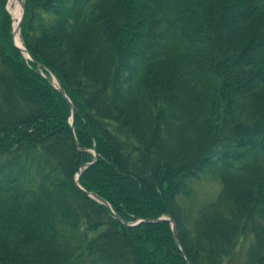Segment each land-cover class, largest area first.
Listing matches in <instances>:
<instances>
[{
  "label": "trees",
  "instance_id": "trees-1",
  "mask_svg": "<svg viewBox=\"0 0 264 264\" xmlns=\"http://www.w3.org/2000/svg\"><path fill=\"white\" fill-rule=\"evenodd\" d=\"M7 2L0 264H187L167 221L123 224L159 218L190 264H264V0H23L41 69ZM204 175L189 225L176 197Z\"/></svg>",
  "mask_w": 264,
  "mask_h": 264
},
{
  "label": "rangeland",
  "instance_id": "rangeland-1",
  "mask_svg": "<svg viewBox=\"0 0 264 264\" xmlns=\"http://www.w3.org/2000/svg\"><path fill=\"white\" fill-rule=\"evenodd\" d=\"M16 7H19L16 1L8 0L7 10L14 18H15L14 11ZM191 188H192V193L189 197H185L182 195L176 197V202L184 211L186 222L189 225L196 217V213L200 208L216 200V197L220 192L221 185L216 179L208 175H204L199 180L193 182ZM244 251H245V246H240L238 248L236 257L233 260V264H239L240 261H242Z\"/></svg>",
  "mask_w": 264,
  "mask_h": 264
},
{
  "label": "water",
  "instance_id": "water-1",
  "mask_svg": "<svg viewBox=\"0 0 264 264\" xmlns=\"http://www.w3.org/2000/svg\"><path fill=\"white\" fill-rule=\"evenodd\" d=\"M18 3L19 7H20V16L18 19H15L14 17H12V20L13 22H15V24L13 25V28H12V40H13V44L16 48H18L21 53L25 56V58L33 61V63L39 68L41 69V66L40 64H38L36 61H34L31 56L27 53V51L25 50V48H23L20 40H19V43H17L16 39H17V36L19 38V32H20V27H21V24H22V20H23V16H24V4H23V1L22 0H14ZM20 39V38H19ZM51 78H52V84L58 89V91L60 92V94L68 101L71 109H72V106H71V103L69 102L63 88L61 87L60 85V82L57 80V78L54 76V75H51ZM71 122H70V126H71V130L73 132V127H72V123H73V116L71 117ZM74 143H75V146H78L77 145V141L76 139L74 138ZM89 164H87L88 166ZM79 177H80V172L77 173V176H76V180H75V184L76 186L80 188L79 184H78V180H79ZM87 196H89L90 198L94 199L95 201L101 203L102 205H104L109 211H111L112 213L113 210L111 208V206L106 203L104 200H102L101 198L91 194V193H88V192H84ZM116 218L118 219V217L116 216ZM161 221H167L170 226H171V230H172V233H173V239H174V243L177 247V249L179 250V252L181 253V255L183 256V258L185 259V261L187 262V264H190L189 261L186 259L183 251L181 250L179 244H178V241H177V236H176V229H175V223L172 219L170 218H159V219H156V220H139L135 223H123L126 227H133V226H136L142 222H147V223H156V222H161Z\"/></svg>",
  "mask_w": 264,
  "mask_h": 264
},
{
  "label": "bare ground",
  "instance_id": "bare-ground-1",
  "mask_svg": "<svg viewBox=\"0 0 264 264\" xmlns=\"http://www.w3.org/2000/svg\"><path fill=\"white\" fill-rule=\"evenodd\" d=\"M19 6V5H18ZM20 7H16V9H15V11H14V14H15V18L16 19H18L19 18V16H20ZM19 38H18V36H17V39H16V41H17V43H19Z\"/></svg>",
  "mask_w": 264,
  "mask_h": 264
}]
</instances>
